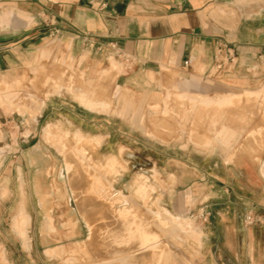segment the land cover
I'll list each match as a JSON object with an SVG mask.
<instances>
[{
    "label": "crops",
    "instance_id": "1",
    "mask_svg": "<svg viewBox=\"0 0 264 264\" xmlns=\"http://www.w3.org/2000/svg\"><path fill=\"white\" fill-rule=\"evenodd\" d=\"M221 45L231 48V58L218 52ZM57 61L90 82L113 77V100L134 97L137 115L121 117L116 102L108 113L91 110L81 104V90L69 92L65 86L41 101L34 117L11 124L26 141L55 135L56 142L65 138L72 148L81 139L86 155L99 157L122 134L136 144L131 134L138 131L142 110L162 109L173 86L181 94L230 90L216 98L196 96L214 102L264 83V0H0V84L25 83ZM3 105L7 108V101ZM3 126L0 119V130ZM0 146L1 157L7 149ZM29 149L30 157L50 152ZM16 150L25 156L24 147ZM193 156L194 164H182L184 173H194L199 198L205 197L201 203H210L204 247L221 252L218 247L224 246L237 259L242 243L237 247L235 238L256 231L264 238V132L242 138L237 147L209 156L195 150ZM29 164L32 187L41 188L40 177L51 167ZM42 194L40 207L46 204ZM20 205L25 210L24 201ZM249 219L258 224L249 226ZM249 252L254 264L251 246Z\"/></svg>",
    "mask_w": 264,
    "mask_h": 264
},
{
    "label": "rangeland",
    "instance_id": "2",
    "mask_svg": "<svg viewBox=\"0 0 264 264\" xmlns=\"http://www.w3.org/2000/svg\"><path fill=\"white\" fill-rule=\"evenodd\" d=\"M56 63L57 66H42L36 71L38 76L25 83L19 80L13 84H0V95L9 97L8 107L0 109V119L4 124L0 130V143L7 149L0 157V253L3 252L7 264H107L111 259L109 251L118 247L123 250L132 245L135 246L132 252L135 255L155 254V264H249L251 246L254 249V264H264V238L257 231L253 237L242 234L234 239L236 245L242 243L237 245L240 246L237 259L224 251L221 245L218 247L221 252L206 250L203 226L207 223L208 209L205 207L210 208V203H201L205 197L199 198L201 191L194 187V173H184L182 164H194L195 150L209 156L220 149H230L233 144L237 147L244 137L264 132V83L233 90L231 93H236L237 97L232 98L228 105L220 106H206L192 102L188 97L216 98L230 90L204 95L181 94L173 86L165 92L162 109L142 110L141 124L136 126L138 131L131 134V138H136V144L129 141L128 134H122L120 139L100 150L99 157H90L84 152L81 160L76 157V150L81 146L79 139L73 141L72 148L65 138L56 142L55 135L45 137L44 134L42 139L38 137L34 141H26L21 130L18 131V127L11 123L18 124L23 118L34 117V106L55 94L56 87L67 86L69 92L81 90L87 98L107 102L108 110L116 102L121 107L116 112L124 118L137 115L138 109L134 108L137 102L130 95L113 100L109 86L113 77L90 82L81 73L65 67L64 62ZM19 127L22 129V126ZM61 143L65 145L64 150L60 147ZM18 147L25 148V156L20 158L16 150ZM32 147L50 152L46 157H30L26 154ZM65 154L70 156L67 159H77L74 160L78 171L76 181L78 179L79 182L85 175L87 188H84L83 181L77 185L81 183L83 186V182L85 186L78 188L76 183L73 185L74 180L69 182L72 178L66 174V161L69 160ZM71 155L74 157L71 158ZM111 156L117 160L115 171L107 167L106 159ZM31 160L51 167L47 175L40 177L41 188L32 187L34 173L32 167L29 168ZM143 184L153 189L147 188L149 197L145 199L136 193ZM70 185H73L72 189ZM39 192L46 196V204L41 207ZM82 197H88L92 202L90 208L93 207V210L86 209L91 214H88L89 222L97 238V251L94 252L87 247L88 228L80 216L79 202L75 203ZM23 201L29 216L24 227L29 250L17 236L13 224ZM95 201L102 202L98 204ZM93 205L100 211H95ZM165 210L184 221L186 226H172L169 221L160 220L158 214ZM45 221L49 223L48 231L42 229ZM246 223L249 226L258 224L254 219ZM146 231L155 239L144 247L139 241ZM117 233L128 235L125 237L128 239L126 247L113 242ZM53 250L59 251L58 254H45V251Z\"/></svg>",
    "mask_w": 264,
    "mask_h": 264
},
{
    "label": "bare ground",
    "instance_id": "3",
    "mask_svg": "<svg viewBox=\"0 0 264 264\" xmlns=\"http://www.w3.org/2000/svg\"><path fill=\"white\" fill-rule=\"evenodd\" d=\"M56 89H58V87H56ZM244 91V90H243ZM26 95V94H25ZM237 94L235 93L234 95H232V96H230V97H224V98H222V99H217V100H215L214 102H212V101H209V100H207V99H203V98H201V97H188V99L189 100H191L192 102H194V101H199L200 103H202V104H204V105H210V104H216L217 106H220V105H228L230 102H231V100H232V98H234V97H237L236 96ZM45 97V96H44ZM182 97V96H181ZM9 97H8V95L6 96V95H0V108L2 107V106H4L3 104H5L6 103V101H8L9 99H8ZM30 99V98H29ZM240 99V98H239ZM79 100H80V102H81V104H83L84 106H86L87 108H89V109H91V110H95V111H100V110H105V112L108 110V108H109V104L107 103V102H105V101H98V100H94V99H90V98H87V97H85V95L83 94V96H80L79 97ZM34 101V100H33ZM35 102H37V101H35ZM42 103V102H41ZM40 103V104H41ZM22 104V103H21ZM39 104V103H38ZM38 104H36L35 105V115L37 114V112H38ZM30 109V108H29ZM30 111V110H29ZM225 132H223V134H224ZM79 141H80V144H81V139H79ZM77 143V142H76ZM58 147V146H57ZM60 147H61V149H63V148H65L64 147V145L61 143L60 144ZM64 150V149H63ZM1 152H3V147H1L0 146V153ZM70 152V151H69ZM84 152H85V150L83 149V147L82 146H80V148L79 149H77L76 150V157H78L79 156V158H81V160H82V156L84 155ZM71 153V152H70ZM69 154V153H68ZM74 155V154H73ZM64 156V155H63ZM65 156H66V159H67V156L68 155H66L65 154ZM72 157H74V156H72L71 155V158ZM68 158H70V156H68ZM79 158H78V160H79ZM65 159V158H64ZM67 160H69L68 162L66 161V174L68 175V177L69 178H72V179H70V181L69 182H72L73 180H74V182H72V183H74L73 185H75V183H76V185H75V187L76 188H78V186H81V187H83V186H85L86 185V178L84 177L85 175H82V177L79 179L80 181H83L84 182V179H85V185H84V183L82 182V184H83V186L81 185V183H80V185H77L79 182H77L78 181V179H77V181H76V177H75V175H76V173L78 172L75 168H77L76 166H74L75 165V163H74V160L73 159H67ZM71 160H73V161H71ZM77 160V159H76ZM75 160V161H76ZM87 160V159H86ZM88 161L90 162V160L88 159ZM87 161V162H88ZM83 162V161H82ZM84 163V162H83ZM106 163H107V167L109 168L108 170H110V171H115V165L117 164L116 162H115V160L114 159H112V158H109V159H107V161H106ZM85 164V163H84ZM83 164V165H84ZM80 165H78V167H79ZM85 166L86 165H84V169H85ZM79 168H82V166L81 167H79ZM94 168V167H93ZM83 170V169H82ZM86 170V169H85ZM88 170H90L89 168H88ZM81 171V170H80ZM91 171H92V169H91ZM90 171V172H91ZM93 172V171H92ZM91 172V173H92ZM108 172V171H107ZM106 172V173H107ZM98 173V172H97ZM103 173H105V172H103ZM80 174V173H79ZM81 174H82V172H81ZM99 175V174H98ZM158 175V174H157ZM80 177V176H79ZM87 177V176H86ZM94 177H96V176H94ZM103 177V176H102ZM159 178V177H158ZM101 180H102V178H100ZM104 179V178H103ZM72 180V181H71ZM87 181H88V178H87ZM96 181H97V179H96ZM104 181H105V179H104ZM100 182H102V181H100ZM72 183H70V184H72ZM87 184H90V183H87ZM73 185H70V187L71 186H73ZM88 187V185H86L84 188H87ZM147 188H149L150 190H153L152 188H150V187H148L147 185H140L139 187H138V190H136L137 192L136 193H138V195H140V197L142 198V199H145L148 195H147V193H148V191H147ZM71 189H72V187H71ZM73 189H74V187H73ZM82 190H83V188H82ZM84 190H86V189H84ZM83 192H85V191H83ZM86 194V193H85ZM78 195V194H77ZM74 197H76L75 196V194H74ZM149 197V196H148ZM83 199H81V198H79L80 199V201H77V202H75V203H78L79 202V205H77L78 206V209H79V213H80V216H82V218L84 219V221H85V224H86V226H87V228H88V238H87V247H89L93 252L94 251H97L96 250V246H97V241H96V235H95V230L93 229V227H92V223H90L89 222V217H88V214H90V213H88L89 211H91L90 209H92L93 210V207L92 208H90L91 207V201H89V199H88V197L87 198H85V197H82ZM84 198H85V200H86V202H85V200H84ZM94 198V197H93ZM91 199H92V197H91ZM122 199V198H121ZM89 201V202H88ZM93 201H94V199H93ZM178 201H180V200H178ZM87 202L89 203L88 205H90L89 207H87L88 205H87ZM96 203H98V204H100L99 202H97V201H95ZM122 203V202H121ZM159 203V202H158ZM84 204H86V207H85V205ZM102 204H104V203H102ZM93 206H95V205H93ZM102 207H104V205H102ZM86 208H88V210L89 211H87V209ZM90 208V209H89ZM96 208H98V207H94V210L95 211H98L99 209H96ZM94 211V212H95ZM100 211V210H99ZM109 212V211H108ZM94 214V213H93ZM91 215V214H90ZM158 215H160L159 217L161 218L160 220H166L167 222L169 221V223H171L170 225H172V226H175V225H177V226H181V227H183V226H186V223L184 222V221H181L179 218L177 219V218H175V217H173V216H171L170 214H169V212L168 211H163V213H161V214H158ZM162 215V216H161ZM14 220H13V224H14V229H16V232H17V236L18 237H20V239H21V241L23 242V244L25 245V247H26V249L27 250H29V242H28V238H27V235H26V233H25V229H24V227L26 226V224L28 223V218H29V216L26 214V212H25V210H24V208H23V206H20L19 208H18V210H17V212H16V214H15V216H14ZM42 229L43 230H46V231H48L49 230V223H47V221H45L44 223H43V226H42ZM119 230L121 229V228H118ZM129 229V228H128ZM185 230H187L188 231V228L186 229V227H185ZM126 236H128V235H126V234H121L120 235V233H117V235L116 236H114V239H113V242L114 243H116V244H118V245H124V247H126L127 246V244H128V239L127 238H125ZM141 241H139V243H140V245L141 246H144V247H146V246H148V244L149 243H151V242H154V237L153 236H151L147 231L146 232H143L142 234H141ZM110 248H112V247H110ZM109 248V249H110ZM119 248V247H118ZM118 248H115V249H113L112 251H109L108 252V255H109V257L111 258L110 260H109V262L107 263V264H155L157 261H156V256H154V255H149V254H147V253H140V255L138 256V255H135L134 253H132V252H134L133 251V249H135V246L134 245H132V246H130L129 248H125V249H123V250H120V249H118ZM58 252L59 251H57V250H53V251H45V254H50V255H52V256H55V255H57L58 254ZM105 254H107V253H105ZM107 255V256H108ZM158 260V259H157ZM0 264H7L6 263V261H5V256H4V254H3V252H1L0 253Z\"/></svg>",
    "mask_w": 264,
    "mask_h": 264
},
{
    "label": "built area",
    "instance_id": "4",
    "mask_svg": "<svg viewBox=\"0 0 264 264\" xmlns=\"http://www.w3.org/2000/svg\"><path fill=\"white\" fill-rule=\"evenodd\" d=\"M218 52L221 54V53H224L226 54L229 58L232 57V51H231V48L226 46V45H221L219 46V49H218ZM186 66V63L184 64ZM222 68V64L219 63L217 66H216V69L217 70H220Z\"/></svg>",
    "mask_w": 264,
    "mask_h": 264
}]
</instances>
